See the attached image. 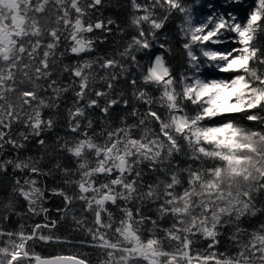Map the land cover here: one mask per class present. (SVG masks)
<instances>
[{"label": "snow or ice", "instance_id": "6c2138e0", "mask_svg": "<svg viewBox=\"0 0 264 264\" xmlns=\"http://www.w3.org/2000/svg\"><path fill=\"white\" fill-rule=\"evenodd\" d=\"M105 3L0 0V264H264V0Z\"/></svg>", "mask_w": 264, "mask_h": 264}, {"label": "trees", "instance_id": "16d2710c", "mask_svg": "<svg viewBox=\"0 0 264 264\" xmlns=\"http://www.w3.org/2000/svg\"><path fill=\"white\" fill-rule=\"evenodd\" d=\"M127 4V0H106L105 3V7L101 10L102 15L101 14H97L95 16H93V21H95V19L100 18V19H107L109 17L115 19L117 21V23L120 24L121 27H127V16H128V11L129 9L127 7H124ZM178 23V21H177ZM175 32V28L173 25H169L168 28L165 30V32L163 33V35H167L169 37V40L172 44V54L168 57V60L171 64H173L176 68L177 71L180 70V62H181V56H180V52H179V48L176 44V37L173 35V33ZM133 33L131 32V30L128 31L127 35L124 37L125 39L128 38V36L132 35ZM95 35L99 36L100 33H95ZM121 40V37L119 35L116 36H111L109 37V43H105L103 45H98V49L99 52L103 53L104 51H113L114 50V46L113 43L114 41H119ZM65 62H69V61H65ZM115 115V113H114ZM249 126H251V124H249ZM29 155H34V152H30L28 153ZM10 183V177H6V176H2L0 175V186L3 185H7ZM46 183L51 186V181H46ZM6 193L4 192H0V197L5 196ZM262 203H264V195L257 197L256 199V206L257 208L261 207ZM47 207H50L52 209L56 208L57 206H59V200L56 197H53L51 202L49 204L46 205ZM23 210V209H21ZM55 214L53 213V216ZM42 218H36V222H40ZM258 221H264V213L258 214L257 217L251 218V224H255ZM32 221H27L25 220H21L19 217H13V224H7L4 225L5 227H13V226H18L19 223H31ZM249 224L245 223L242 225V227H248ZM68 228L73 227V225L71 224V222H68L67 225ZM64 233H68L74 236H77L78 234L75 232H68L65 231V226H61L59 232L57 233L58 235L64 236ZM227 235L228 233H225V236L221 238V246H220V251H223L226 247H229L228 241H227ZM203 242H201L202 244ZM205 244V243H203ZM66 246H72V245H44V244H40L36 247L35 251L40 253L43 256H48V255H57V254H63V255H74L77 252H87L89 254V256L91 257V260L93 262V264H95V259L94 256L91 254L93 253V251H90L91 249H79L78 247H74L72 246L73 250L72 251H68V250H64ZM75 248V249H74ZM91 252V253H90ZM96 253V252H94Z\"/></svg>", "mask_w": 264, "mask_h": 264}, {"label": "rangeland", "instance_id": "374dc122", "mask_svg": "<svg viewBox=\"0 0 264 264\" xmlns=\"http://www.w3.org/2000/svg\"><path fill=\"white\" fill-rule=\"evenodd\" d=\"M65 235L64 236H69V238H72V236L73 235H71V233L70 234H68V233H64ZM207 247V245L206 244H200L199 245V250H203L204 248H206ZM73 247L72 246H66L65 247V249L64 250H68V251H72L73 249H72ZM75 249V248H74ZM90 251H93V250H90ZM91 253V252H90ZM93 256H94V259H95V261H96V256H97V253H94V251H93V253H91Z\"/></svg>", "mask_w": 264, "mask_h": 264}]
</instances>
